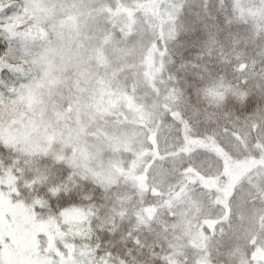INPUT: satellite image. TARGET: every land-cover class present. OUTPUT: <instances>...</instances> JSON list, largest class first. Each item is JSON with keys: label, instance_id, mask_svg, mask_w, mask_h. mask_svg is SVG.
Instances as JSON below:
<instances>
[{"label": "snow or ice", "instance_id": "obj_1", "mask_svg": "<svg viewBox=\"0 0 264 264\" xmlns=\"http://www.w3.org/2000/svg\"><path fill=\"white\" fill-rule=\"evenodd\" d=\"M0 264H264V0H0Z\"/></svg>", "mask_w": 264, "mask_h": 264}]
</instances>
